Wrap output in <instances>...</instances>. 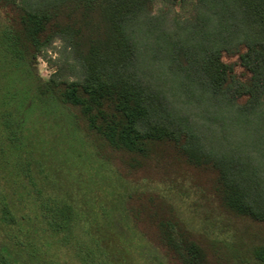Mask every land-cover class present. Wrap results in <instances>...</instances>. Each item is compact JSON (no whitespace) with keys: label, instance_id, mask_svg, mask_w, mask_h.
Here are the masks:
<instances>
[{"label":"trees","instance_id":"16d2710c","mask_svg":"<svg viewBox=\"0 0 264 264\" xmlns=\"http://www.w3.org/2000/svg\"><path fill=\"white\" fill-rule=\"evenodd\" d=\"M158 2L191 13L167 32ZM56 39L80 67L42 80ZM166 89L212 101L228 153ZM0 264H264V0H0Z\"/></svg>","mask_w":264,"mask_h":264},{"label":"rangeland","instance_id":"374dc122","mask_svg":"<svg viewBox=\"0 0 264 264\" xmlns=\"http://www.w3.org/2000/svg\"><path fill=\"white\" fill-rule=\"evenodd\" d=\"M190 13V7H187L186 9H183L180 6L171 8L168 4L163 2L156 3L152 12V14L155 15L163 14V28L166 29L165 31L167 32L172 30V19L180 17L184 19L188 17ZM235 59L236 58L233 57L226 58L225 60L230 62ZM78 67H80V63L76 61L75 55L72 53V49L64 39H56L51 46L40 52L38 70L42 80L50 79L55 72H59L63 78H72V75H74L73 72H75ZM236 70L240 71L241 68L237 67ZM162 92L166 96L169 104L168 106H165L166 109L171 112L170 114L173 115L175 119L183 122L178 123L180 126L177 127L181 129L184 127L185 129L191 131L205 153L210 152L216 155L228 153V147L230 146L226 140L227 136L228 138H232L233 136L230 135L232 132H239L236 127L232 125L228 126L224 132L222 131L223 128H221L222 125L220 122L213 118L216 114V110L214 107H211L214 106L211 104V100L207 101L204 97L203 101L199 102L196 99L187 98V93L184 91H168L166 89V92ZM161 113L163 116L158 117L156 121H158L160 125H170V122L166 119L167 113L163 111H161ZM244 128L250 129L251 131L250 127ZM224 136H226V138ZM244 136L246 135L244 134ZM244 138L246 139V137ZM86 170L92 174V171H89L88 168ZM142 185H145L146 189L154 190L167 195L170 200L176 204L179 212L185 216L192 225L196 227L200 226L201 221L191 211V207L189 206L190 201L184 198L179 192L175 190L173 191V189L168 186L158 184Z\"/></svg>","mask_w":264,"mask_h":264}]
</instances>
